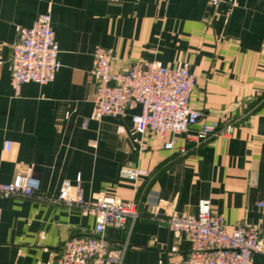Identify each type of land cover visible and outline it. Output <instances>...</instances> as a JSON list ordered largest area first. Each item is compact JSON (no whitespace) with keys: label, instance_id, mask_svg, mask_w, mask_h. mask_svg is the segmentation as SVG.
Masks as SVG:
<instances>
[{"label":"crops","instance_id":"0c3cea01","mask_svg":"<svg viewBox=\"0 0 264 264\" xmlns=\"http://www.w3.org/2000/svg\"><path fill=\"white\" fill-rule=\"evenodd\" d=\"M46 12L62 66L51 82H26L17 96L12 47L20 28ZM99 46L113 50V69L135 60L190 62L191 106L201 121L167 149L157 134L136 131L132 114L140 106L94 118ZM224 118L236 119L230 137L195 142L203 123ZM123 167L149 174L129 180ZM18 175L38 177L40 192L0 196V264H56L68 238L91 232L92 215L49 198L79 179L86 198L134 199L144 216L197 214L209 199L229 220L258 225L264 242V0H0V180ZM106 237L114 248L129 238L124 264H173L190 250L184 234L146 217L130 234L109 226Z\"/></svg>","mask_w":264,"mask_h":264},{"label":"built area","instance_id":"2783aa9c","mask_svg":"<svg viewBox=\"0 0 264 264\" xmlns=\"http://www.w3.org/2000/svg\"><path fill=\"white\" fill-rule=\"evenodd\" d=\"M209 1L218 6L222 0ZM59 53L50 12L40 15L31 26L21 27L11 52V84L15 95L20 94L26 82H51L62 66ZM114 57L111 48L99 46L94 51L92 73L97 84L93 117L100 120L103 116H119L140 106L141 112L132 114L136 131L157 134L163 139L165 148H174L176 136L188 132L202 118V112L191 106L196 76L190 62L170 67L160 60H135L113 69ZM87 124L88 119L84 122L85 126ZM235 127L236 119L233 118L211 120L201 125L194 140L199 144L218 135L230 137ZM169 134L175 137L168 139ZM11 145L12 142L6 140L4 149L9 151ZM120 173L129 180L149 174L140 167H123ZM39 192L40 180L34 175H18L10 182L0 180V196L3 197L39 196ZM49 198L77 206L84 214L95 218L91 232L71 236L64 242L56 264H124L129 238L118 247H111L106 229L112 226L130 234L144 217L167 226L176 236L184 234L189 241L188 256L173 264H252L254 256L264 257L261 228L251 222L231 221L214 212L209 199L200 200L197 214H168L158 210L144 216L134 199L107 194L86 198L80 179L75 185L64 182L57 195ZM258 205L262 207L264 202ZM1 220L0 206V223Z\"/></svg>","mask_w":264,"mask_h":264},{"label":"water","instance_id":"95a60500","mask_svg":"<svg viewBox=\"0 0 264 264\" xmlns=\"http://www.w3.org/2000/svg\"><path fill=\"white\" fill-rule=\"evenodd\" d=\"M234 108H236V104H234V105L231 107V109H234Z\"/></svg>","mask_w":264,"mask_h":264}]
</instances>
